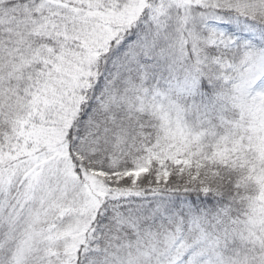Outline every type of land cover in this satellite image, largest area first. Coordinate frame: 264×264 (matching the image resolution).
Masks as SVG:
<instances>
[{"label": "snow or ice", "instance_id": "obj_1", "mask_svg": "<svg viewBox=\"0 0 264 264\" xmlns=\"http://www.w3.org/2000/svg\"><path fill=\"white\" fill-rule=\"evenodd\" d=\"M0 264H264V0H0Z\"/></svg>", "mask_w": 264, "mask_h": 264}]
</instances>
